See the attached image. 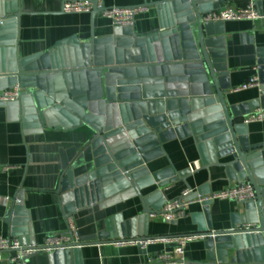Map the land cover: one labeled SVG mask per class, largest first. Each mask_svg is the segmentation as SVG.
<instances>
[{
    "label": "water",
    "instance_id": "water-1",
    "mask_svg": "<svg viewBox=\"0 0 264 264\" xmlns=\"http://www.w3.org/2000/svg\"><path fill=\"white\" fill-rule=\"evenodd\" d=\"M229 1L162 0L156 5L167 21L157 33L138 36L131 27L115 26L107 36L91 34L86 41L73 36L21 59L16 52L17 3L0 0V90L21 89L17 101L0 106L38 128L87 125L94 132L88 143L92 169L78 177L63 176L57 188L65 214L102 201L103 193L121 191L103 204L136 194L147 216L158 202L153 205L155 195L142 196L139 187L185 181L196 170L176 171L170 165L151 172L146 164L161 154L164 143L192 136L203 162L198 169L222 166L229 180L248 181L255 197L240 203L242 213L231 214L230 228L223 231L211 229L209 202L202 203L207 227L189 235L205 238L206 259L178 264H264V143L248 145L246 126L240 124L244 115L264 108V47L257 51L258 97L228 107L220 37L224 22L201 20L203 13ZM127 186L132 191L123 192ZM196 193L210 192L203 185ZM11 210L3 218L9 225ZM122 227L107 225L99 240L166 237H134ZM23 243L29 244L28 239ZM76 249H53L49 264H78Z\"/></svg>",
    "mask_w": 264,
    "mask_h": 264
},
{
    "label": "crops",
    "instance_id": "crops-1",
    "mask_svg": "<svg viewBox=\"0 0 264 264\" xmlns=\"http://www.w3.org/2000/svg\"><path fill=\"white\" fill-rule=\"evenodd\" d=\"M17 3L20 13L16 21V52L19 58H27L52 49L59 41L77 37L86 41L91 34L104 37L115 27L98 12L64 13L61 0H1ZM105 7H134L146 5V12L137 14L131 27L134 34L145 36L160 31L165 22L156 3L162 0H102ZM248 0H230L222 6H243ZM264 16V0H253ZM222 47L228 74V89H223L228 107L249 102L258 97L257 87L242 86L256 74L257 51L264 47V18L257 20L224 21ZM3 61L0 62V67ZM261 108V107H260ZM5 106H0V236H10V225L3 221L6 211L12 206L11 198L20 192L21 207L27 221L20 223L18 234L22 242L36 245L45 243L47 237L66 230L62 194L57 188L63 176L78 177L93 167V151L88 144L94 132L87 125L77 127L35 128L22 123ZM247 144L264 143V122H252L245 128ZM161 154L147 165L151 172L172 166L176 171L189 168L198 161L203 164L200 151L192 136L177 137L161 145ZM208 162H211L209 155ZM220 158L218 161H226ZM8 166L7 171L2 167ZM229 180L222 166H209L187 175L185 181H176L158 188L156 184L139 187L142 196L155 195V203L162 199L178 197L184 188L198 189L206 185L210 193L237 185ZM123 192L132 191L127 186ZM119 192L103 193L102 201L91 203L69 213L78 232L81 247L76 249L78 264H150L159 255L173 253L177 236L200 231L207 227L203 205L193 202L185 209V215L166 222L157 217H147L142 212V202L136 194L109 204L105 201L117 197ZM134 193V192H133ZM242 213L240 203L230 200H213L208 204L211 229L223 231L230 228L231 214ZM27 223V224H26ZM107 225L114 229L123 225L134 237H164L151 241L144 250L132 244H116L99 240ZM116 225V227H115ZM208 229V228H207ZM26 239V240H25ZM100 241L99 243H97ZM205 238L198 237L184 246L183 261H205ZM180 260V256L175 255ZM0 264H6L0 262ZM25 264H49L48 252L39 251L30 255Z\"/></svg>",
    "mask_w": 264,
    "mask_h": 264
},
{
    "label": "built area",
    "instance_id": "built-area-1",
    "mask_svg": "<svg viewBox=\"0 0 264 264\" xmlns=\"http://www.w3.org/2000/svg\"><path fill=\"white\" fill-rule=\"evenodd\" d=\"M94 9H96L101 16L109 19L114 26L132 27L135 16L146 12L148 7L146 5L134 7H105L102 0H61V10L64 13H90ZM263 18L264 16L258 10L256 3L253 0H248L243 6H222L218 9L207 11L201 15V20L203 22L253 21ZM160 30H162V28ZM257 86L258 77L257 75H253L246 83L235 90ZM20 92L21 89L18 85H14L12 88L2 89L0 90V102H15L18 100ZM252 122H264V108L258 107L240 119V124L245 126ZM199 167V162H194L193 165L189 166L190 172L197 170ZM8 169V166L2 167V171H7ZM193 194H196L195 197L189 199ZM254 197L255 194L253 187L248 181L239 182L235 186L212 192L204 196L197 194L195 189L187 187L184 188L180 195L174 199H162L157 203L158 206L154 207L153 211L148 213L147 216L151 218L157 217L163 221L171 222L182 218L185 215V209L193 202L210 203L213 200H230L241 203L253 200ZM21 199V194L18 192L10 200L12 204L11 233L10 236H0V262H5L6 264H25V258L38 251H47L49 253L53 249L81 247L78 232L70 214L65 215L66 230L64 232L47 237L45 243L42 245H36L34 243L24 244L18 234V231L21 228V226L19 227L18 225L27 221V215H25L23 208L21 207ZM198 237L199 236L195 235L175 237L174 240L177 245L174 248L173 253L159 255L156 260L150 261V264H178V259L175 258V255L180 256V261L183 262L182 255L184 253L185 244ZM158 239L163 238L141 240L130 238L129 240L116 241L115 243L132 244L144 250L151 241H156Z\"/></svg>",
    "mask_w": 264,
    "mask_h": 264
}]
</instances>
